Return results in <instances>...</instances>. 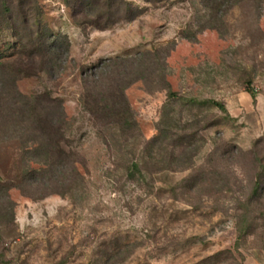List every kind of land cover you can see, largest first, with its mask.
<instances>
[{
    "label": "rangeland",
    "instance_id": "obj_1",
    "mask_svg": "<svg viewBox=\"0 0 264 264\" xmlns=\"http://www.w3.org/2000/svg\"><path fill=\"white\" fill-rule=\"evenodd\" d=\"M0 64V264H264V0H0Z\"/></svg>",
    "mask_w": 264,
    "mask_h": 264
},
{
    "label": "trees",
    "instance_id": "obj_2",
    "mask_svg": "<svg viewBox=\"0 0 264 264\" xmlns=\"http://www.w3.org/2000/svg\"><path fill=\"white\" fill-rule=\"evenodd\" d=\"M0 67H1V64H0ZM211 105L214 106V107H219L220 109H223V106L218 104V103H216V102H212ZM134 168L137 169V166L134 165Z\"/></svg>",
    "mask_w": 264,
    "mask_h": 264
}]
</instances>
